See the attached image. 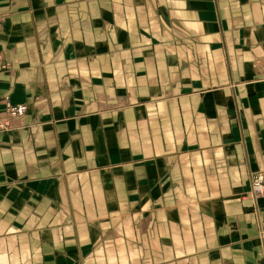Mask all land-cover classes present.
I'll return each instance as SVG.
<instances>
[{
    "label": "crops",
    "instance_id": "1",
    "mask_svg": "<svg viewBox=\"0 0 264 264\" xmlns=\"http://www.w3.org/2000/svg\"><path fill=\"white\" fill-rule=\"evenodd\" d=\"M263 74L264 0H0V264H264Z\"/></svg>",
    "mask_w": 264,
    "mask_h": 264
},
{
    "label": "built area",
    "instance_id": "2",
    "mask_svg": "<svg viewBox=\"0 0 264 264\" xmlns=\"http://www.w3.org/2000/svg\"><path fill=\"white\" fill-rule=\"evenodd\" d=\"M7 114L10 119H21L27 112L26 106H11L5 102ZM10 127V122L7 119L0 120V130H7ZM250 192L249 196L253 198H264V170H260L250 174L249 177Z\"/></svg>",
    "mask_w": 264,
    "mask_h": 264
},
{
    "label": "rangeland",
    "instance_id": "3",
    "mask_svg": "<svg viewBox=\"0 0 264 264\" xmlns=\"http://www.w3.org/2000/svg\"><path fill=\"white\" fill-rule=\"evenodd\" d=\"M252 81V80H251ZM258 82H260V83H264V74H263V78L260 80V81H258ZM248 84H245V85H243V87H245V86H247ZM237 86H239L238 85V83H235V84H232V88L233 89H235ZM234 107V106H233ZM240 108L241 109V105L240 104H238L237 105V103H235V108ZM250 177V176H249ZM250 183H249V180H248V183H247V186H246V191H245V194H244V196H243V198H247V200H242V205L244 206V211H245V214H253V213H255V211H254V207H256L258 204H260V201H259V199L260 198H253V197H251V196H249L248 194H249V192H250V185H249ZM258 201H259V203H258ZM255 215V214H254ZM259 224H261L260 223V221L258 222ZM258 223H255V224H251V223H249V225H248V228H250V231H251V234H250V232H249V230H246V232H245V234H244V236H247V235H256L257 237H259L260 236V238L262 237V236H264V229H263V231H262V229H261V225H260V227L258 226ZM263 223V222H262ZM258 226V227H257ZM262 228H263V226H262ZM259 238V241L261 240ZM261 242V241H260ZM260 245V244H259Z\"/></svg>",
    "mask_w": 264,
    "mask_h": 264
}]
</instances>
